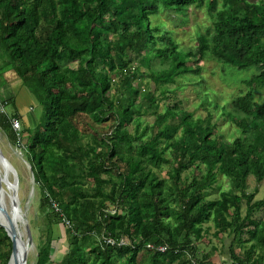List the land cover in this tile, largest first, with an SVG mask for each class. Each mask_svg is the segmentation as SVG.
Here are the masks:
<instances>
[{"label": "trees", "instance_id": "obj_1", "mask_svg": "<svg viewBox=\"0 0 264 264\" xmlns=\"http://www.w3.org/2000/svg\"><path fill=\"white\" fill-rule=\"evenodd\" d=\"M197 13L185 47L175 28ZM208 58L226 80L254 69L222 104L201 89L204 117L160 109L168 84L202 80ZM5 71L39 107L28 118L13 95L0 99V130L26 156L44 220L34 264H218L221 252V264H264V0H0V89ZM209 222L219 244L203 250ZM10 251L0 226V264Z\"/></svg>", "mask_w": 264, "mask_h": 264}, {"label": "rangeland", "instance_id": "obj_2", "mask_svg": "<svg viewBox=\"0 0 264 264\" xmlns=\"http://www.w3.org/2000/svg\"><path fill=\"white\" fill-rule=\"evenodd\" d=\"M199 21H205L203 17H201V13H197L195 15L189 16V21L188 24H181L178 25V29L175 28L178 32V38L181 39L182 45L185 47H188V45L195 44L193 37H194V30L193 28L190 27V25H195ZM199 64L202 65L203 69H201V75L203 79L201 80L198 78L196 80H188L190 77L187 76L186 78L183 76L181 79V87L177 90L175 89L174 85L176 83L168 84L169 88L172 90L168 92V99L161 102L160 109H163V107L168 106H178V107H184L187 110H193L194 109V115L199 116V117H204L206 115L207 110L205 107H197V104H199L200 100V95H201V89H211L214 90V92L218 95L219 103H223L224 99H227L228 96L237 94L238 87L235 85H239L238 82L240 81V77L243 76H248L250 72L253 71V67H250L248 69H232L234 71L233 73V78L231 80H226L222 76L221 71L219 68L216 66L218 63L216 61H213L211 59H204L199 62ZM8 72V73H7ZM1 73V72H0ZM245 74V75H244ZM5 75L8 77V81L1 87L0 89V99L5 98V90L6 88L9 89L10 91H14L16 86L19 84V79L15 77V73L13 71H5ZM2 75L0 74V78ZM198 77V76H197ZM144 81L146 83V79L143 80V85L140 84L141 87L147 88V84H144ZM192 81H196L197 85L194 83H191ZM242 90L245 88L243 84H240L239 86ZM20 89V88H19ZM144 89V88H143ZM146 90V89H145ZM143 90V92H145ZM1 100H0V105H1ZM210 107V106H209ZM10 108V107H9ZM39 109L38 106L34 105L31 109L27 110L24 114H27L26 116L30 118L34 114L38 116L39 112L37 110ZM2 109H0L1 111ZM209 110V109H208ZM29 111L31 113L29 114ZM209 111H212L209 110ZM215 114L217 115V112L215 111ZM144 121L151 123L153 121L154 116L152 114H145L143 116ZM218 125H219V132L224 135V137L228 140L231 139V136L228 135L230 132L228 131L230 125L227 120L224 119H219ZM81 140V139H80ZM0 148L5 155V157L8 159L9 163L12 165L14 168L16 175H17V196H18V201H19V207L21 209V212L23 213V218L24 222L28 224L29 228H31V234H32V240L30 244V248L28 249L27 252V263L28 264H34L35 262V255H36V245H37V236L39 234L38 230L39 228H43V219L41 212H39V207H38V202H37V192L35 188L33 189V182H32V175L30 172L29 164L26 161V156L24 153L20 151V148L18 146H14L13 144L9 143L7 136L3 133L2 130H0ZM11 167V166H10ZM11 167V169H12ZM8 175L6 177L7 182L5 181L6 187L4 185V191H3V200L4 203L7 204L8 206V199H9V194H10V188L14 186L12 185L11 179L13 178V175L7 169ZM166 171V168L164 167L161 170V174H163ZM255 181L250 177L249 178V185L250 188L252 189L253 186L255 185ZM218 185L222 188H225L226 186V181L223 177H220L218 181ZM207 193H209V197H215L217 196L216 189H209L207 190ZM264 193V186L262 183L258 184V190L257 193L255 194V198L258 199L262 197ZM244 210V207H243ZM256 218H262L264 219V210H260L255 214ZM43 220V221H42ZM21 221L17 223V231H18V239L22 246H24V240L26 239L25 235V230H24V223L22 224ZM210 225L209 232L207 233V236L205 237L204 240L201 242H198L201 249L207 250L209 247L213 244H219L218 240H216L215 237L212 236L211 232L214 230V225L212 222L207 223ZM57 228V226H56ZM59 230V227H58ZM61 233V237L57 240H54L52 242L53 246H55V257L61 255L63 251H65L67 244L64 239V231L63 227L60 225V230L57 232L56 231V236ZM55 238V236H54ZM208 239L210 241H208ZM208 241L205 243V241ZM204 241V242H203ZM217 254V257L215 256V262L218 264H221L223 262L228 261V257L226 253H222L221 255ZM222 260H225L222 262Z\"/></svg>", "mask_w": 264, "mask_h": 264}, {"label": "water", "instance_id": "obj_3", "mask_svg": "<svg viewBox=\"0 0 264 264\" xmlns=\"http://www.w3.org/2000/svg\"><path fill=\"white\" fill-rule=\"evenodd\" d=\"M9 165L12 166L0 148V226L4 228L11 241V251L7 264H10V262H12V264H27V252L30 248L32 236L28 224L24 222V215L19 207L17 186L15 184V182L17 183V175L16 172L13 171L14 169H11ZM7 169H9V171L13 175L11 182L12 185L14 184L12 188L9 186L10 194L8 199V206L3 202L4 185L8 187L5 181L7 182V184L9 183L6 179L8 175ZM1 218L3 219V222L1 221ZM21 220V223H24L26 239L23 241L24 246H22L21 250H18V247L16 245V227L17 223H19V221Z\"/></svg>", "mask_w": 264, "mask_h": 264}, {"label": "crops", "instance_id": "obj_4", "mask_svg": "<svg viewBox=\"0 0 264 264\" xmlns=\"http://www.w3.org/2000/svg\"><path fill=\"white\" fill-rule=\"evenodd\" d=\"M20 84L21 83L19 82V84L16 86L17 88H15L14 91H10L9 89L6 88V90L4 92L6 94L5 98L13 95L16 100L21 102L19 105V108L24 115V113L27 110H29V108L27 107V103L30 101H34L33 100L34 97L30 93H28L27 89L20 90L19 89V88H21ZM30 113H31V111H29V114Z\"/></svg>", "mask_w": 264, "mask_h": 264}, {"label": "bare ground", "instance_id": "obj_5", "mask_svg": "<svg viewBox=\"0 0 264 264\" xmlns=\"http://www.w3.org/2000/svg\"><path fill=\"white\" fill-rule=\"evenodd\" d=\"M10 166V165H9ZM12 167V166H11ZM12 169H14L13 167H12ZM13 171H15V170H13ZM16 183V182H15ZM17 184V183H16ZM3 202H4V200H3ZM1 221L3 222V219L1 218ZM16 245H17V247H18V250H21V248H22V246H21V244H20V242H19V239H18V236H16ZM10 264H12V262H10Z\"/></svg>", "mask_w": 264, "mask_h": 264}, {"label": "built area", "instance_id": "obj_6", "mask_svg": "<svg viewBox=\"0 0 264 264\" xmlns=\"http://www.w3.org/2000/svg\"><path fill=\"white\" fill-rule=\"evenodd\" d=\"M0 109H2V105H0ZM12 125H13V127H14V128H16V129H18V128H19V123H18V121H17V120H13V123H12ZM108 241H110V240L108 239Z\"/></svg>", "mask_w": 264, "mask_h": 264}, {"label": "clouds", "instance_id": "obj_7", "mask_svg": "<svg viewBox=\"0 0 264 264\" xmlns=\"http://www.w3.org/2000/svg\"><path fill=\"white\" fill-rule=\"evenodd\" d=\"M2 110H3V106H2ZM2 110H1V111H2Z\"/></svg>", "mask_w": 264, "mask_h": 264}]
</instances>
